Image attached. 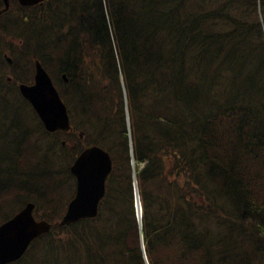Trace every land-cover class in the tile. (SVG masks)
<instances>
[{"label":"trees","instance_id":"trees-1","mask_svg":"<svg viewBox=\"0 0 264 264\" xmlns=\"http://www.w3.org/2000/svg\"><path fill=\"white\" fill-rule=\"evenodd\" d=\"M13 9L17 22L0 25V44L19 55L8 65L0 53V105L15 109L7 127L0 121V225L29 201L61 220L83 146L106 149L114 167L97 218L53 227L12 264H146L142 239L149 264H264V0H12ZM34 59L76 131L48 133L19 94Z\"/></svg>","mask_w":264,"mask_h":264},{"label":"water","instance_id":"water-1","mask_svg":"<svg viewBox=\"0 0 264 264\" xmlns=\"http://www.w3.org/2000/svg\"><path fill=\"white\" fill-rule=\"evenodd\" d=\"M44 1L46 0H18L24 7L36 6ZM4 4L5 8L0 14L9 10L10 0H4ZM64 78L66 79V76ZM19 89L33 106L48 132H68L72 129L67 106L39 60L35 62L34 83L20 84ZM112 169V159L104 149L92 146L80 153L71 166V173L77 181L76 196L56 226L65 227L99 215V204L106 195V182ZM136 193L138 195V190ZM137 200L138 215L141 219L139 195ZM35 210L36 205L29 202L15 216L0 225V264H11L21 260L33 241L51 231L52 224L46 220H37Z\"/></svg>","mask_w":264,"mask_h":264},{"label":"rangeland","instance_id":"rangeland-1","mask_svg":"<svg viewBox=\"0 0 264 264\" xmlns=\"http://www.w3.org/2000/svg\"><path fill=\"white\" fill-rule=\"evenodd\" d=\"M17 14H19V13H18V11H16L15 9H13V10L11 11V13L9 14V17H8V21H9V23L17 22V21L15 20ZM4 22H7V20L4 21ZM0 25H2V24L0 23ZM0 37H2V32H1V31H0ZM3 52H7V56L9 55L10 58H12V59H14V58H16V57L19 56L18 53L16 52V46L13 45V44L11 45V52L8 53V51H6V50H3ZM2 57H3L4 61H5L4 56H2ZM5 62H6V61H5ZM5 72H6V73H5ZM2 73H4V77L6 78V76L10 74V70L6 67V68H5V71H4V69H2ZM11 92H12V91H11ZM12 94L14 95L13 92H12ZM14 105H15V104H13L12 106H14ZM8 110H9L8 113L5 112L4 109H3V107H1V105H0V121H1V124L3 123L5 127H7L9 124H8V122H6L4 119L11 120V119L9 118V117H10L9 115H10V114H11V115H14V111H15V109H12V108H10V109H8ZM19 112H21L22 118H23L24 120L30 122L31 125H34L33 114L31 113L30 109H28L27 107L25 108V106H23V109H21ZM21 115H20V117H21ZM3 120H4V121H3ZM22 127H23V126H22ZM66 140L69 142V146L72 147V141H71V139H66ZM4 146H5V143H4V142H0V148L2 149ZM12 148H13V147H11L10 150H12ZM32 202H33V201H32ZM37 215H38V218H41L40 216L43 215V212H39V213H37Z\"/></svg>","mask_w":264,"mask_h":264},{"label":"bare ground","instance_id":"bare-ground-1","mask_svg":"<svg viewBox=\"0 0 264 264\" xmlns=\"http://www.w3.org/2000/svg\"><path fill=\"white\" fill-rule=\"evenodd\" d=\"M15 124H17V123H15Z\"/></svg>","mask_w":264,"mask_h":264}]
</instances>
